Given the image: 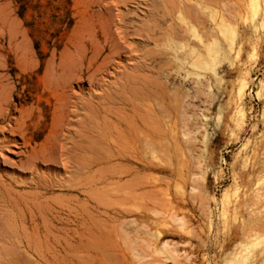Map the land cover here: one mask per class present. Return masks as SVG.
I'll return each instance as SVG.
<instances>
[{"label":"rangeland","instance_id":"374dc122","mask_svg":"<svg viewBox=\"0 0 264 264\" xmlns=\"http://www.w3.org/2000/svg\"><path fill=\"white\" fill-rule=\"evenodd\" d=\"M0 264H264V0H0Z\"/></svg>","mask_w":264,"mask_h":264},{"label":"bare ground","instance_id":"6f19581e","mask_svg":"<svg viewBox=\"0 0 264 264\" xmlns=\"http://www.w3.org/2000/svg\"><path fill=\"white\" fill-rule=\"evenodd\" d=\"M229 8V7H228ZM259 11V10H258ZM219 28H220V31H221V33L225 36V37H227V38H229V34L230 35H233L234 33H233V31L231 30V28L230 27H228L225 23H224V21L223 20H221L220 21V24H219ZM157 31V30H156ZM155 32V30L153 31V33ZM152 33V32H151ZM156 34V33H155ZM231 38H232V36H230ZM209 50H210V52H214V53H216V54H218V53H220V51H221V49H220V47L217 45L216 47H214V48H209ZM243 88H244V84H242V86H241V91L243 90ZM87 125V124H86ZM90 128V127H89ZM97 131V130H96ZM85 136V135H84ZM83 136V137H84ZM83 137L81 138V139H83ZM107 139V138H106ZM151 141V140H150ZM152 141H153V139H152ZM97 142V141H96ZM138 147V145L137 144H134V146H133V150H136V148ZM150 147V146H149ZM152 148V147H151ZM98 150V149H97ZM103 157V156H102ZM103 159V158H102ZM100 238V237H99ZM99 240H101V239H99ZM102 241V240H101ZM104 241V240H103ZM105 242V241H104ZM105 243H107V242H105Z\"/></svg>","mask_w":264,"mask_h":264}]
</instances>
